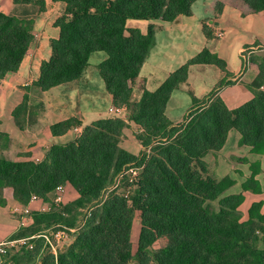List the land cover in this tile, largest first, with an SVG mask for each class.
Listing matches in <instances>:
<instances>
[{
    "label": "trees",
    "instance_id": "obj_1",
    "mask_svg": "<svg viewBox=\"0 0 264 264\" xmlns=\"http://www.w3.org/2000/svg\"><path fill=\"white\" fill-rule=\"evenodd\" d=\"M52 1L64 3L53 23L59 34L49 41L51 53L40 62L37 80L22 87L21 101L11 113L14 124L23 130L43 111L41 102L33 108L29 93L77 81L97 51L105 53L97 65L105 90L127 118L107 116L85 124L74 140L51 144L40 161L5 157L2 149L9 136L0 131V206L8 200L27 204L31 195L49 201L57 185L75 195L49 211H33L32 222L14 236L51 224L73 226L77 209L93 206L75 239L58 253L57 264H264L262 203L253 202L244 220L239 211L242 191L261 193L254 178L258 169L251 166L254 173L242 183V191L228 193L235 180L211 174L205 161L223 147L230 129L239 132V145L263 153L264 48L248 59L254 77L247 87L253 96L237 107L229 108L218 95L233 81L227 79L225 60L206 47L168 73L154 90L143 89L134 98L156 28L149 23L142 32L128 27L127 21L171 22L191 15L195 0ZM225 7L245 16L263 11L264 0H215L213 12L219 14ZM45 9L44 0H12L7 13L0 11V93L2 82L17 72L34 39L35 16ZM202 33L213 37L206 24ZM197 65L215 66L224 77L204 99L190 92L191 107L174 123L165 114L167 103L187 81L189 68ZM129 121L143 148L138 155L120 145ZM80 125L81 120L71 116L51 124L49 131L57 137ZM130 166L141 167L137 178L130 183L123 175L114 185ZM134 219L139 221L136 241L131 240ZM42 244L37 239L33 249L14 252L12 264H55L52 255L41 252Z\"/></svg>",
    "mask_w": 264,
    "mask_h": 264
},
{
    "label": "crops",
    "instance_id": "obj_2",
    "mask_svg": "<svg viewBox=\"0 0 264 264\" xmlns=\"http://www.w3.org/2000/svg\"><path fill=\"white\" fill-rule=\"evenodd\" d=\"M44 1L46 4L45 11L36 15L34 18V39L29 46L28 52L23 57L17 72L8 74L1 85L0 131L8 134L11 141L26 142L30 136L27 133V127L23 130H20L14 124L11 115L14 104L8 108L7 113L3 112V110L6 109V103L9 102V97H13L14 95L16 98H18L20 93L23 94V91H20L23 86L29 85L33 81L37 80L39 76L40 62L42 60L48 59L51 53L49 41L52 38H56L59 34L58 28L55 27L53 23L55 19L62 14L64 3L61 1L52 0ZM214 3L215 0H195L191 8V15L189 16L180 15L177 19L171 22L151 20L152 22L150 21L149 23H152L155 26L156 35L157 31L163 32V35L162 39L160 40L159 48H156L157 37L155 36V44L152 47L153 50H150L147 58L141 66V69L147 63L149 67H153L154 70L161 75V79L164 80L168 73L175 70L185 61L206 47L210 51L217 53V55L223 58L226 62V70L230 74L227 76V79L233 81V83L222 86L218 91V95L224 100L225 104L229 108H234L242 104H233L237 102V100L246 98L245 101H247L252 98L253 93L247 87V85L254 77V72L249 67L248 62L245 64V67L237 66L234 69H231L226 56L228 46L237 42L239 44L237 49L238 53L242 54V50L245 47L250 46L252 48V52L254 51V53L259 54L264 48V10L258 13L242 16L236 9L225 7L221 13L215 14L213 12ZM11 4L12 0H9V4L1 8L2 4L0 1V11L7 13V11H9L11 8ZM203 24H206L212 30L213 37L206 38L203 35ZM127 26L131 28H139L142 32H145L142 27H132L130 24L128 25V21ZM217 33H220V35L218 36ZM221 38L224 39L223 43L220 42ZM255 43H258V45L254 46ZM169 48H172V50L168 51ZM100 58L103 59L104 56L100 55ZM206 66L209 65L191 66L189 68L188 75L193 73V77H198V74L201 73V70H204ZM87 70L88 68L86 67L81 77L75 82H71L66 85H59L42 92L43 111L36 118L37 121L32 123L31 126L42 121L40 115L44 111L51 113L52 116H55L58 119L49 122L48 126L46 127V134H42L41 131L37 129L34 133H32L33 140H30L29 142L35 143L31 144L27 142L30 144V146L26 150H23L25 153L20 152L14 158H7L40 161L43 159L47 148L51 144L56 142L65 143L74 140L81 132L83 126L92 122L85 121L86 119L84 118L83 114L78 111L79 102L83 98L81 92L82 87H87V85L90 83V80L92 79L87 76ZM220 72L222 73L221 79H223L224 73L221 70ZM93 75L95 76V74ZM188 79L184 84L189 83ZM221 79L217 81L212 89L205 90L199 99H201L204 95L206 96L208 92L216 88L218 82ZM137 81V86L133 90L134 98L140 96L142 90L144 89V84L147 83V78H141L138 76ZM184 84H182V87L185 86ZM261 89L264 90V84ZM174 91L172 92L166 106L165 114L169 119L170 117L167 115V113L170 109V103L175 97ZM190 92L197 97V95L192 92V89H188L189 95ZM20 98H22V96H20ZM108 100L110 102L109 108L104 115H102L101 111L97 112L98 116H100L98 118L115 115L114 112L116 108L112 104V98L109 93ZM245 101H243V103ZM53 103H55V107L54 109H50L49 107ZM123 112L124 117H127L125 110H123ZM62 114H65V116L63 115L62 117H59ZM71 116L77 117L81 120V125L75 127L78 129L77 131L75 128H72L67 133L57 137L50 134L49 126L51 124ZM170 120L174 123L180 121L172 119ZM129 125L130 128L125 131L124 139L121 140L120 145L127 149V144L132 142L133 145L136 144L137 146L136 147L134 145V148L136 147L140 148V150H143L141 145L136 142L134 138V131L136 132L137 130L136 126L130 121ZM239 138V132L235 129H230L223 147L216 155L206 156L205 161L207 163V161H209L211 158H215L214 173H211L209 170L210 173L217 177L228 175L235 180V184L228 190V193L242 191V183L247 178H249L252 173H254L252 172L253 165L256 167V169H258L254 173V178L260 183L261 193H254L250 190L242 191L244 199L239 206V211L241 213V220H244L247 217L248 208L253 202H261V211H264V151L261 154L251 152L248 146L239 145ZM42 145L43 149L41 151L33 150L34 148ZM19 146L20 145H18L17 148ZM128 151L132 152L133 150L129 149ZM26 153L29 154V156L25 158L23 155ZM14 208H17L18 210L14 211ZM22 208L23 204L15 200H8L5 206H0V241L16 237L14 235L21 228L28 226V223L32 221L30 214L22 215ZM22 221H24V225H21ZM0 264L4 263L0 262Z\"/></svg>",
    "mask_w": 264,
    "mask_h": 264
},
{
    "label": "rangeland",
    "instance_id": "obj_3",
    "mask_svg": "<svg viewBox=\"0 0 264 264\" xmlns=\"http://www.w3.org/2000/svg\"><path fill=\"white\" fill-rule=\"evenodd\" d=\"M0 1L2 4L1 8L6 6L7 4H9V0H0ZM11 6H12V4H11ZM150 21L151 20L146 21V20L130 19V20H128V25L130 24V26H132V27L139 26V27H142L143 30H146L147 24ZM162 35H163V32L157 31V35H156V37H157L156 38V46L157 47L156 48L160 47V40L162 39ZM172 35H174V34H172ZM220 42L223 43L224 39L221 38ZM238 47H239V44L237 42L232 43L230 46H228L226 56H227L228 63L230 65L231 69H234L237 66L245 67V64H247V62H248L247 59H249V57H251V56L256 55V53H254V51L252 52V48L250 46L245 47L242 50V54L237 52ZM151 50H153V48ZM170 50H172V48H169L168 51H170ZM100 55L105 56V53L102 51H97V52H93L90 55L88 65H87L88 70H87L86 74L88 77H90L92 79L90 80V83L87 85V87H82V90H81L83 98L79 102L78 111L83 114L84 118L86 119L85 121H94L96 118L100 117V116H98L97 112L101 111L102 115H104L110 106V102L108 100V93L105 90L103 80L96 71L98 63L102 60V58H100ZM201 71L202 72L198 74L199 75L198 77H195V76L193 77V73L191 75L189 74L188 75L189 79L187 78L189 83L184 84L185 85L184 87H182L183 85H181L179 87V89H176L174 91L175 97L171 101L170 109L167 113V115L170 117V119L181 121L183 119V117L185 116V113L187 112V110L191 107V105H192L191 96L188 93V89H192V92H194V94L197 95V97L199 98V97H201L202 93L205 90L212 89L213 86H215V84L217 83V81L222 78V73L220 72V69H217V67H215V66H212V65L206 66V68L204 70H201ZM93 74H95V76ZM93 76H94V78H93ZM138 76L141 78H147V83L144 84V89H147L149 91L154 90L163 80V79H161V75L158 72H156L153 67H149V65L147 63L141 69ZM23 90L24 89L21 88L20 91H23ZM21 94L22 93H20L18 98H16L14 95H13V97L12 96L9 97V99H8L9 102L6 103V109H4L3 112L7 113L8 108H10L12 106V104H14V107H15L21 101L20 96H23V94L22 95ZM29 96H30V104L34 106L33 107L34 109H36L37 103L41 102L43 105L42 93L31 92V93H29ZM204 98H205V95L202 96L201 99H204ZM245 99L246 98H242L241 100H237V102H235L233 104H241V103H243V101H245ZM49 103H51V102H49ZM45 104H46V102H45ZM54 107H55V103H53L49 108L54 109ZM123 114H124V112H123ZM63 115L65 116V114H62L59 117H62ZM113 116H117V115H113ZM36 117H38V115ZM40 118H42V121L40 123L34 124L32 126L30 124L29 126H27L26 130H28L27 133L29 134L30 137L26 142L11 141L10 138L8 141L4 140V143H6V144L2 149V153L4 151L3 154L6 157H13L14 158V157H16V155L18 153L24 152L23 150H26L30 146V144H28L27 142H29L30 140H33L32 133H34L36 131V129L41 131L42 134H46L45 133V132H47L46 127L48 126L49 122H52L53 120L58 119L55 116H52L51 113L46 112V111H44L40 115ZM124 118H127V117H124ZM20 142H22V143H20ZM29 143L34 144L35 142L34 143L29 142ZM18 145H20V146L17 148ZM134 145L136 146V144H134ZM134 145L132 142H130L129 144H127V147L126 146L125 147L128 150L129 149L133 150L132 152H134L137 155L140 154V152L142 150H140V148H136L137 146L134 148ZM42 149H43V145L38 146V147L34 148L33 150L41 151ZM19 150H22V151H19ZM214 164H215V158H211L209 161H207V165H208V168L211 171V173H214ZM140 171H141V167H140V169H136V171L129 172V174L133 178L134 176L138 175L140 173ZM74 199H75L74 192L70 188L65 187V191H64V195H63L64 204L69 203ZM36 206L37 205L34 204L33 208H35ZM32 212H31V215H32ZM79 214H80V212L76 211L75 216H78ZM31 222L32 221H30L28 224H30ZM51 226H55V224H51L48 227H51ZM48 227H45L43 229H47ZM138 233H139V221L134 219L132 229H131V240L132 241L137 240ZM66 244H67L66 246H68L70 244V242L66 241ZM43 253H45V252H43ZM127 264H139V263L137 261H130Z\"/></svg>",
    "mask_w": 264,
    "mask_h": 264
},
{
    "label": "built area",
    "instance_id": "obj_4",
    "mask_svg": "<svg viewBox=\"0 0 264 264\" xmlns=\"http://www.w3.org/2000/svg\"><path fill=\"white\" fill-rule=\"evenodd\" d=\"M217 35L219 36L220 33H217ZM123 110L124 109L116 108L114 113L115 115H120L123 117ZM75 130L77 131L78 129L75 128ZM136 169L140 168L130 166L127 167V169H124L123 172L117 176L114 185H117L119 183V180L123 175L127 177L128 182H133L138 175L132 178L129 172L136 171ZM64 191V185H57L54 188L49 201H44L37 195H31L28 203L23 204V208L21 210L22 215H31L32 211L46 212L51 210L53 207H59L63 205ZM34 204L37 205L35 208H33ZM92 207L93 206H86L78 208L77 211H79L80 214L76 216L75 224L73 226H66L64 224L57 223L55 224V226L48 227L47 229L37 231L27 236L13 237L0 241V262H3L4 264H12L11 255L14 252L21 250L22 248L31 250L34 248L35 241L37 239H40L43 243L41 252L52 255L54 263L57 264V257L58 253L61 251V246H66V241L71 242L75 239L76 235L86 223ZM17 210V208H14V211ZM21 225H24V221L21 222Z\"/></svg>",
    "mask_w": 264,
    "mask_h": 264
},
{
    "label": "water",
    "instance_id": "obj_5",
    "mask_svg": "<svg viewBox=\"0 0 264 264\" xmlns=\"http://www.w3.org/2000/svg\"><path fill=\"white\" fill-rule=\"evenodd\" d=\"M65 249V245L61 246V251H63Z\"/></svg>",
    "mask_w": 264,
    "mask_h": 264
}]
</instances>
